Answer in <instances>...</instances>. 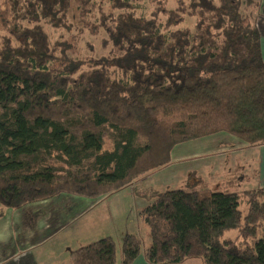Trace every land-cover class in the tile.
Instances as JSON below:
<instances>
[{"label": "trees", "instance_id": "obj_1", "mask_svg": "<svg viewBox=\"0 0 264 264\" xmlns=\"http://www.w3.org/2000/svg\"><path fill=\"white\" fill-rule=\"evenodd\" d=\"M143 1L79 0L83 17L99 10L111 56L67 59L45 24L70 30L73 0H7L19 20L0 30V218L63 192L117 191L169 165L178 144L219 132L264 144L262 0H149V13ZM187 17L194 26L180 27ZM140 218L152 264H264V186L199 178L157 192ZM141 253L140 236L126 234L123 264ZM70 260L118 264L117 242L92 241Z\"/></svg>", "mask_w": 264, "mask_h": 264}, {"label": "crops", "instance_id": "obj_2", "mask_svg": "<svg viewBox=\"0 0 264 264\" xmlns=\"http://www.w3.org/2000/svg\"><path fill=\"white\" fill-rule=\"evenodd\" d=\"M258 25L263 45L264 0H262ZM262 47L264 54V45ZM228 135L230 134L219 132L189 141V146H186L185 142L178 144L173 149L172 162L147 173L144 179L150 180V182L155 179L152 184L158 182L159 185L157 186L185 185L190 182L191 174H196L198 178H203L211 188L250 189L264 186V144L249 145L236 136ZM225 141H231L235 145H225ZM196 148H202L204 151L199 153V151H195ZM253 150H257V154L256 156L253 155V159L250 158L253 161L252 164L250 161L240 159L239 162L235 161L234 168L231 167L232 163L230 164L228 172L222 173L219 170L228 166V163H220L218 156L221 153ZM193 158H198V166L186 168L184 166L187 164L186 162L192 161ZM253 170L255 173L252 172ZM161 172H167V174L164 177L159 175L154 177ZM173 175H180L182 179L174 180ZM192 182L195 183L196 181ZM135 184L136 180L130 184L134 197H142L140 201H143V206L152 202L154 194L149 196L146 192L143 194L141 191L137 192ZM175 187L179 186L176 185ZM107 196L108 194L90 199L63 192L49 199L28 203L23 206L25 208H5L4 216L0 218V264H41L39 263L38 248L45 249L48 257H54L55 248H62L65 252V262L71 264L70 253L73 249L80 247H74L78 242L85 240L88 244L107 236H113L106 233V229L110 227L109 214L105 217L102 208H95ZM120 209H116L118 213ZM141 209L142 207L137 208L138 213ZM140 220L139 214L138 221ZM115 228L121 230L119 225ZM126 228L127 231L123 233L124 237L128 233H134L129 226ZM68 245L69 247H67ZM131 264L152 263L146 259L143 251Z\"/></svg>", "mask_w": 264, "mask_h": 264}, {"label": "rangeland", "instance_id": "obj_3", "mask_svg": "<svg viewBox=\"0 0 264 264\" xmlns=\"http://www.w3.org/2000/svg\"><path fill=\"white\" fill-rule=\"evenodd\" d=\"M78 1L79 0H73L72 2V8H71V29H59L54 28L53 26H50L48 24H45V27L49 30L50 36L53 39L61 40L64 43H67V47L65 49V54L68 58H102L107 59L111 56V44L108 42V35L103 30L102 27L98 25V17H99V10L96 11L94 14H88L84 15V17L81 15L78 7ZM100 8L105 9L108 4L106 0H97ZM173 6V3H172ZM152 10V4L149 0H145L140 4V12L149 13ZM16 17V19H15ZM14 19L19 20V16L14 14L13 12V6H11L7 0H0V30L2 32H6L9 29H12L14 26ZM196 22V18L194 17H187L184 22L180 24V27H193ZM107 41V42H106ZM264 45V44H263ZM261 42V48H262V55L263 54V46ZM141 48H138L136 51L129 52V53H123L120 57V61L123 63L130 64L133 60V58L140 54ZM232 136V135H228ZM189 141L185 142L186 146H189ZM225 145L233 146L235 145L231 141H225ZM195 151H199V153L203 152L204 150L202 148H196ZM173 152V151H172ZM257 150L253 151H246V152H231V153H221L218 156V159L220 160V163H228V166H224L222 168H218L222 173H226L229 171V166L232 163V166L234 168L235 161L239 162L241 160L250 161L251 164L253 163L250 158L253 159V155L256 156ZM249 155V156H248ZM251 155V156H250ZM176 158V157H175ZM176 160V159H175ZM198 158H193L192 161L186 162L184 166L188 168L190 166L191 168L193 166H198ZM230 167V169H232ZM254 168V167H253ZM253 173L254 170L252 171ZM167 174V172H161L154 177H157L158 175L160 177H164ZM146 175H142L136 180V191H141L142 194L144 192L147 193V195L151 196V194L155 195L157 192H161L163 190H166L168 188H174L176 185L182 186V184H169V185H159L152 184L155 182V179L145 180ZM175 178L174 180L182 179L180 175H173ZM180 176L179 178H177ZM199 178L196 176V174H191L190 176V183H193L192 181H197ZM177 183V182H175ZM181 183V182H180ZM124 188V187H123ZM119 189L117 191L111 192L108 194V196L95 206V208H102L103 213L105 217L108 216L109 221V228L106 229V233H109L110 235H113L115 237V240L117 242V252H118V264H122V258H123V241H124V234L127 230L126 227H130L134 233L138 234L140 238L142 239V252L149 247V245L152 242V238L150 236V227L144 223L142 220L138 221L139 214L137 208H143V201L142 197L135 198L131 185L125 186L123 189ZM107 195V194H106ZM90 198V197H86ZM91 199V198H90ZM154 200V197H153ZM31 204V203H30ZM29 206V205H28ZM22 208V207H21ZM25 208V207H23ZM120 209V212L116 209ZM111 211V212H110ZM5 214V212H4ZM4 216V215H3ZM16 221V218H14ZM141 219V218H140ZM117 225L121 227V230H117L118 228H115ZM71 237V236H70ZM83 238V237H82ZM87 241L81 240V242H78L74 247L82 246L86 244ZM69 247V245L67 246ZM56 252H54V257H48L46 250L42 248H38L37 252L39 255V263L41 264H70L69 262H65V252L62 248H55ZM74 250V249H73ZM63 259V261H62ZM203 257H193L188 258L185 262L182 264H202ZM163 264H172V263H163Z\"/></svg>", "mask_w": 264, "mask_h": 264}]
</instances>
